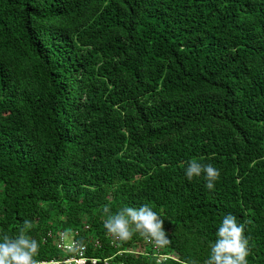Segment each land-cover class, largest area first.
<instances>
[{"label": "trees", "instance_id": "1", "mask_svg": "<svg viewBox=\"0 0 264 264\" xmlns=\"http://www.w3.org/2000/svg\"><path fill=\"white\" fill-rule=\"evenodd\" d=\"M144 204L171 243H110L103 207ZM227 214L264 264V0H0V231L32 221L38 259L78 228L95 256L205 264Z\"/></svg>", "mask_w": 264, "mask_h": 264}, {"label": "clouds", "instance_id": "2", "mask_svg": "<svg viewBox=\"0 0 264 264\" xmlns=\"http://www.w3.org/2000/svg\"><path fill=\"white\" fill-rule=\"evenodd\" d=\"M185 175L189 180L203 175L206 188L212 190L220 178V171L210 163L191 161ZM103 213L106 217L104 228L116 239L127 241L139 234L157 247H166L171 243L169 233L164 228V219L147 204L138 208L125 205L116 212L105 205ZM32 228V221L25 219L15 235L0 231V264H42L38 259L40 243L29 234ZM249 241L245 226L238 223L237 217L225 215L216 230V239L205 264H248ZM80 246H83L82 242Z\"/></svg>", "mask_w": 264, "mask_h": 264}, {"label": "built area", "instance_id": "3", "mask_svg": "<svg viewBox=\"0 0 264 264\" xmlns=\"http://www.w3.org/2000/svg\"><path fill=\"white\" fill-rule=\"evenodd\" d=\"M87 227V224H84L83 228L87 229ZM47 234H50V230L47 231ZM54 235V245L61 251V255L40 259L42 264H126L123 261L111 260V256L99 257L87 253V244L78 237V228L57 229ZM108 236L110 237V243L117 241L110 234ZM92 240L94 244L99 243L98 238ZM145 241L149 242L146 239ZM81 242L83 244L82 247L80 246ZM152 247L157 251V246L154 243H152ZM166 256L168 255L159 253L158 259L165 258Z\"/></svg>", "mask_w": 264, "mask_h": 264}]
</instances>
